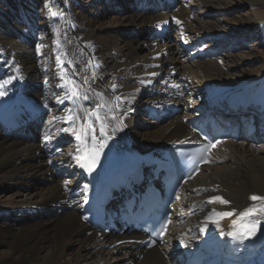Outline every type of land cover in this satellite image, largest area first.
Wrapping results in <instances>:
<instances>
[{
  "label": "bare ground",
  "instance_id": "1",
  "mask_svg": "<svg viewBox=\"0 0 264 264\" xmlns=\"http://www.w3.org/2000/svg\"><path fill=\"white\" fill-rule=\"evenodd\" d=\"M85 1L0 0V264H181L214 253L232 221L264 207L250 199L264 197L263 135L215 148L179 191L161 244L146 252L82 222L85 168L74 157L86 163L108 144L149 153L192 141L190 120L243 98L263 117L264 0H245L261 29L254 46L263 63L242 75L226 52L243 39L195 19L207 0H179L173 13L154 12L153 0L148 12L145 0ZM103 8L114 17L108 23ZM158 32L164 42L151 38ZM211 52L220 58L191 60ZM171 107L184 109L163 123L148 119ZM245 219L264 223V214Z\"/></svg>",
  "mask_w": 264,
  "mask_h": 264
},
{
  "label": "rangeland",
  "instance_id": "2",
  "mask_svg": "<svg viewBox=\"0 0 264 264\" xmlns=\"http://www.w3.org/2000/svg\"><path fill=\"white\" fill-rule=\"evenodd\" d=\"M84 1L85 0H83V2ZM87 1L88 0H86L85 3ZM194 1L195 0H193V2ZM69 4L72 3L69 1ZM72 6L74 9L77 8L75 4H72ZM205 8L207 12L205 15L199 14L195 16L197 18L194 17L196 20H201L198 24L201 22H210L227 33L236 32V38L239 40V44H241L240 41L243 39L242 45L239 46L237 51L229 49L230 51L227 52V54L235 56L234 60H238L239 62L236 64L235 74L242 75L258 70L263 63V59L262 55L259 56L256 54V51H261L262 49L258 45L257 47L255 46L260 41L262 34L258 24H250L252 12L250 7L245 3V0H207V6H205ZM220 10L223 12L222 16L217 17L216 14H218ZM102 13L106 16L105 23H108L111 18H114L109 15L106 8L102 9ZM244 29L245 31L243 32ZM214 49H216V47H214ZM240 70L243 71L240 72ZM136 111H139V109Z\"/></svg>",
  "mask_w": 264,
  "mask_h": 264
},
{
  "label": "snow or ice",
  "instance_id": "3",
  "mask_svg": "<svg viewBox=\"0 0 264 264\" xmlns=\"http://www.w3.org/2000/svg\"><path fill=\"white\" fill-rule=\"evenodd\" d=\"M52 15L55 16L56 14L52 13ZM0 87H3V85H0ZM0 95H4V93L0 92ZM93 115H95V113H93ZM96 118L99 119V116L97 115ZM62 131L67 132V131H69V129H62ZM73 134L74 135L76 134L75 130H73ZM103 134H104V131H103V125H102L101 126V135H103ZM77 139L79 140V139H81V137L79 135H77ZM93 141L95 142V137H93ZM214 146L215 145H212L211 147H214ZM99 147L102 148V147H104V145L101 143L99 145ZM74 159L77 160V162L80 164L81 168H85L88 171H91L93 166L96 163V155L95 154H93L86 163H81L79 156L74 157ZM65 183H67V181ZM250 199L253 200V201H264V197L257 196V195H252L250 197ZM217 200H219L222 203H227V201H223L220 197H214L209 202H214V201H217ZM257 214H264V207H261L259 209L248 208L244 212H242L240 214V216H241V219L243 220L246 217L257 215ZM215 215H218L220 217H227V216H231L232 213H218V214H215ZM257 223H258V221L257 222H253L251 225L244 224V225H241L239 228L234 223L232 225V228H233L234 231L230 232L229 235L233 236V238H244V239L253 237V236H255L256 231H257Z\"/></svg>",
  "mask_w": 264,
  "mask_h": 264
}]
</instances>
